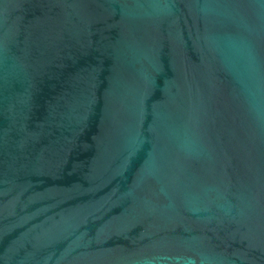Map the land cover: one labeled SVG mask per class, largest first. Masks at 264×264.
<instances>
[{
  "label": "water",
  "instance_id": "1",
  "mask_svg": "<svg viewBox=\"0 0 264 264\" xmlns=\"http://www.w3.org/2000/svg\"><path fill=\"white\" fill-rule=\"evenodd\" d=\"M0 264H264V0H0Z\"/></svg>",
  "mask_w": 264,
  "mask_h": 264
}]
</instances>
